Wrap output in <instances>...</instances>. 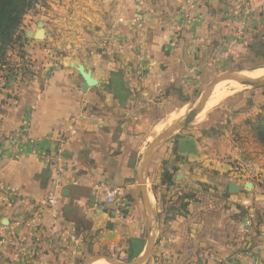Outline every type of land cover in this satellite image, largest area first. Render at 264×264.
Returning a JSON list of instances; mask_svg holds the SVG:
<instances>
[{"label":"crops","instance_id":"1","mask_svg":"<svg viewBox=\"0 0 264 264\" xmlns=\"http://www.w3.org/2000/svg\"><path fill=\"white\" fill-rule=\"evenodd\" d=\"M63 3L72 15L58 5L64 17L44 22L46 40L26 48L34 60L23 82L0 77V264H79L83 257L95 264L103 260L89 261L108 254L135 260L150 243L154 255L163 233L166 264H222L241 248L246 209L263 242L264 156L255 154L257 144L235 139L248 115L236 105L254 92L227 98L198 121L203 109L151 155L150 148L163 120L188 102L180 94L192 66H264V0ZM137 54L152 60L144 79L125 56ZM81 69L97 81L85 91ZM62 140L68 160L55 185L36 153H56ZM251 169L262 181L237 183ZM106 180L125 190L128 205L89 212L95 186ZM181 193L186 212L170 219ZM50 196L57 204L40 207Z\"/></svg>","mask_w":264,"mask_h":264},{"label":"rangeland","instance_id":"2","mask_svg":"<svg viewBox=\"0 0 264 264\" xmlns=\"http://www.w3.org/2000/svg\"><path fill=\"white\" fill-rule=\"evenodd\" d=\"M67 1L68 0H33L32 1L33 3L32 7L23 16L20 27L15 33L12 43H10V45L6 47L3 63L0 64V77L4 81L3 83H8L9 81L14 83L18 81L23 82L26 71L25 68H27L26 61L29 60L33 62L34 60L31 54H28L26 52V48L31 47V40L34 41L37 40L41 42H44L46 40V37L44 36L45 34L44 22L45 21L49 22V18H48L49 16H51L50 18H52L53 15H60V13H58L59 11L58 5L60 6L62 5L63 7H65V10L67 11L65 14L72 15L71 6L63 3ZM60 16L64 17V14ZM64 28H68V27L65 26ZM40 32H42L41 38L38 37V34ZM60 55L61 54L57 50L54 54L55 56L54 58H58L60 57ZM125 56L129 58L133 57V62L137 63V65L139 66V70H136L137 78L144 79L150 70V66H152V60L150 59V57L146 54L145 55L137 54L134 56L125 55ZM130 61L132 62V60H129V62ZM49 63H51V61H49ZM252 65H256V64H252ZM257 70L261 71L260 72L261 75L259 74V76L254 79L264 78V72H263L264 66H261L255 70L240 71L237 69H232V70L230 69V70H221L218 72H216L215 70L213 71L199 70L198 67L192 66V68H190V70L188 71L187 76H185V78L183 79L184 83L187 82L188 87L183 88V90L181 89L183 93L180 94L181 96H183V98H187L188 102L183 101L182 105L179 106V108L175 109L172 114H170L165 120H163L161 125L164 128L162 132H160V135L168 131L172 126L182 121L184 118H186V116H188L191 112L195 111L198 108L202 99L207 94L210 85L216 80V78L230 72H235V73L245 72L246 75L250 76V73ZM21 71L24 72L22 73V75H20ZM35 73L36 72L34 71L33 80L35 77H37ZM218 87L222 88L221 89L222 92L224 93L226 92L224 99L219 103H217L212 108L205 111L203 113V116L198 117L197 120L198 121L201 119L205 120L206 116L210 112H213L218 104L220 106L221 103L226 101L227 98L234 99L236 98L235 96H238L239 94H243L244 92H248V91L252 93L254 92L253 95H246V97H241L242 99L245 98L246 100L245 104L244 103H242L241 105L237 104L236 110L233 108H229V110H233V111L241 110L242 113L248 114L246 120L243 121L245 126H241V128H239L238 133H236L235 139H238L240 142H244L243 139L246 138L247 140H249L250 143L257 144L259 146L258 147L259 150L255 151V154H260L264 156V144H262L259 141L255 130V126L258 122L260 115L264 113V86L253 88L251 86L241 85V87L239 88H234L232 87L231 82L229 83V81H223L217 84L215 88L217 89ZM235 100L239 101V99H235ZM194 119L195 118L190 120V122L186 126H189ZM172 133H170L168 136H170ZM241 171H242L241 168L237 166V169L235 170L236 174L238 173L239 176L243 175ZM248 175L250 177L237 178L234 174V177H236L237 183L238 181L251 180V179L262 181L261 178L262 173L258 172V170H252L248 172ZM231 191L233 193L238 192V188L234 190V187H231ZM203 193L205 195H207V193H209V196L211 195L210 191L207 189H204ZM189 199H191V197H188V201ZM186 201H187L186 195H184L183 193L177 194L175 196L174 205L175 207H179V208H175L176 213H174V215H172L170 219L176 218L178 215H182L183 213L186 212L187 209ZM243 216L244 217L241 220L243 229L239 235V242H241V248L233 252L229 258H227L226 260H224V262H222V264H264V241L261 242L259 240L260 232L255 230V222L253 220V216L251 215L248 209L245 210ZM167 241L168 240H166V235L164 233L159 236L158 243L156 244L157 246H155L156 251L154 255L148 258L145 264H166ZM144 249L146 250V248ZM108 256H112L117 260H121L122 262H130L131 260H133L132 258L127 259L125 257L123 259H120L117 258L116 255H111V254H108ZM86 259L88 258L83 257L79 264H83V262ZM95 264H109V263L103 260Z\"/></svg>","mask_w":264,"mask_h":264},{"label":"built area","instance_id":"3","mask_svg":"<svg viewBox=\"0 0 264 264\" xmlns=\"http://www.w3.org/2000/svg\"><path fill=\"white\" fill-rule=\"evenodd\" d=\"M241 38V35L240 37ZM26 67L32 69V62L27 60ZM34 77V76H33ZM37 81V77L34 78ZM62 146L56 153L51 152H37V158L44 164L50 166L54 173V184L60 185L61 178L64 174L67 165V152H66V141H61ZM94 195L96 197V203L88 208L89 212H94L102 204H115L121 209H124L128 205L126 192L122 187L113 186L109 181H104L94 188ZM57 204L55 196H50L42 202L40 207H51Z\"/></svg>","mask_w":264,"mask_h":264},{"label":"water","instance_id":"4","mask_svg":"<svg viewBox=\"0 0 264 264\" xmlns=\"http://www.w3.org/2000/svg\"><path fill=\"white\" fill-rule=\"evenodd\" d=\"M38 37L39 38L42 37V32H40L38 34ZM80 72L82 73V75L84 76V78L87 81V84L83 88L84 91L87 90L88 87H91V86H94L97 84V81L94 80L89 73H85L83 69H81ZM223 81H237L242 85L251 86L253 88L264 86V78L253 79V78L244 76L241 73H235V72H230V73H226L222 76H219L210 85L207 94L204 96L200 105L198 106V108L195 111L191 112L188 116H186V118H184L179 123H176L168 131H166V132L162 133L160 136H158V138L155 140V142L151 145L150 155L153 152H155L156 149H158V147L161 145L162 142H164V140L168 137V135L170 133L176 132V131L180 130L181 128L185 127L190 122V120L195 118L199 114V112H201L204 109V106L206 105V102L209 100L214 88L217 86V84H219ZM232 187H234V186H232ZM152 245L153 244L150 243L149 246L146 248L145 253L142 256H140V257H138L135 260H132L130 262H122L120 260H117V259L109 257V256L95 257V258H93V260H91L89 262L91 263L94 261L104 260V261L108 262L109 264H145V262L151 256Z\"/></svg>","mask_w":264,"mask_h":264},{"label":"trees","instance_id":"5","mask_svg":"<svg viewBox=\"0 0 264 264\" xmlns=\"http://www.w3.org/2000/svg\"><path fill=\"white\" fill-rule=\"evenodd\" d=\"M32 1L0 0V64L3 63L6 47L12 43L23 16L32 7ZM113 78L120 79L121 76L113 74ZM255 130L259 141L264 144V113L260 115Z\"/></svg>","mask_w":264,"mask_h":264},{"label":"bare ground","instance_id":"6","mask_svg":"<svg viewBox=\"0 0 264 264\" xmlns=\"http://www.w3.org/2000/svg\"><path fill=\"white\" fill-rule=\"evenodd\" d=\"M261 70V69H260ZM260 70H257V71H254V72H252V73H250V76H248V75H246L245 74V72H242L241 74L242 75H244V76H247V77H250V78H256V77H258L259 76V74L261 75V71ZM264 72V71H263ZM262 72V73H263ZM261 77V76H260ZM231 82V85H232V87H234V88H239V87H241V85L242 84H240L239 82H237V81H229V83ZM222 87V86H221ZM221 87H218L217 89L215 88L214 89V91H213V93L211 94V96H210V100H208V102H207V104H206V106H205V108H204V110L201 112V114L199 115V116H203V113L205 112V111H207L208 109H210V108H212L213 106H215L217 103H219L220 101H222L223 99H224V97H225V93L224 92H222V88ZM202 120V119H201ZM161 128V127H160ZM162 129V128H161ZM160 129V130H161ZM155 130H157V127H156V129ZM158 132V131H157Z\"/></svg>","mask_w":264,"mask_h":264}]
</instances>
